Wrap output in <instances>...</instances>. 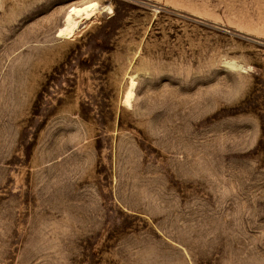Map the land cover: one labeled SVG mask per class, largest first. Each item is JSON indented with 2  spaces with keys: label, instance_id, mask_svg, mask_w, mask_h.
<instances>
[{
  "label": "rangeland",
  "instance_id": "rangeland-1",
  "mask_svg": "<svg viewBox=\"0 0 264 264\" xmlns=\"http://www.w3.org/2000/svg\"><path fill=\"white\" fill-rule=\"evenodd\" d=\"M87 1L0 0V264H264V0Z\"/></svg>",
  "mask_w": 264,
  "mask_h": 264
},
{
  "label": "bare ground",
  "instance_id": "bare-ground-1",
  "mask_svg": "<svg viewBox=\"0 0 264 264\" xmlns=\"http://www.w3.org/2000/svg\"><path fill=\"white\" fill-rule=\"evenodd\" d=\"M111 12L109 4H100L97 0L87 1L81 5L71 6L65 13L63 23L57 30L56 36L63 39H69L74 36L83 26L84 22L91 19L99 12ZM127 95H131V89L126 91Z\"/></svg>",
  "mask_w": 264,
  "mask_h": 264
}]
</instances>
